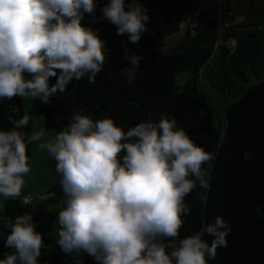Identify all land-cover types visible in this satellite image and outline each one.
Masks as SVG:
<instances>
[{
  "label": "clouds",
  "instance_id": "obj_1",
  "mask_svg": "<svg viewBox=\"0 0 264 264\" xmlns=\"http://www.w3.org/2000/svg\"><path fill=\"white\" fill-rule=\"evenodd\" d=\"M98 5L99 0H0V98H39L48 104L73 80L86 77L95 83L106 59L104 41L81 21ZM100 11L101 19L116 26L117 35L127 34L130 43L147 31L149 16L139 0L127 5L109 0ZM124 59L130 66L120 74L131 85L143 57L126 50ZM9 119L13 128L0 130V197L33 205L31 197L21 195L30 171L27 147L46 133H25L28 115ZM39 146L56 162L63 191L57 243L64 253L75 258L86 252L98 264H207L227 246L230 225L219 216L178 239L182 216L192 209L185 197L197 187L210 188L204 165L213 157L175 118L162 114L154 122L149 117L125 132L107 115L93 120L77 111L53 141ZM36 228L31 212L0 215V235L8 233L5 247L12 249L0 264H39L47 246ZM205 234L213 237L211 245Z\"/></svg>",
  "mask_w": 264,
  "mask_h": 264
},
{
  "label": "trees",
  "instance_id": "obj_2",
  "mask_svg": "<svg viewBox=\"0 0 264 264\" xmlns=\"http://www.w3.org/2000/svg\"><path fill=\"white\" fill-rule=\"evenodd\" d=\"M108 2L99 0L96 11L85 13L81 21L104 41L103 69L95 83L86 77L73 80L48 104L38 98L35 114L44 121L45 132L57 129L56 115L63 128L77 111L93 120L107 115L125 132L149 117L154 122L162 114L175 118L213 157L204 165L210 188L197 187L185 197L192 209L182 216L178 239L196 234L219 216L231 230L227 246L219 247L207 264H264V0H139L149 20L137 43H130L127 34L117 35L116 26L101 19L100 8ZM126 50L143 57L131 85L120 74L130 66ZM58 75L59 70L49 78L50 86ZM7 109L10 130L14 125L9 118L24 116L22 97L0 98V118ZM49 163L52 187L41 217L62 206L50 154ZM203 239L211 245L213 237L205 234ZM77 261L98 264L86 252L74 258L59 245L41 264Z\"/></svg>",
  "mask_w": 264,
  "mask_h": 264
},
{
  "label": "rangeland",
  "instance_id": "obj_3",
  "mask_svg": "<svg viewBox=\"0 0 264 264\" xmlns=\"http://www.w3.org/2000/svg\"><path fill=\"white\" fill-rule=\"evenodd\" d=\"M24 115L29 117V126L23 128L25 133L33 131L45 130L44 121L36 116V110L38 107V98L32 99L30 97L23 98ZM11 113V109H7L0 118V130H8L9 121L8 117ZM57 123V129L52 132H45L46 135L41 141H34L28 144L27 155L29 157L28 164L30 171L23 177L25 183L22 188L21 195H27L33 199L32 204L28 206H22L19 198L4 200L0 197V215H7L15 218L18 215H22L25 212H31L33 220L37 224L36 230L43 236V242L47 246L41 249V255L38 257V262L41 264L46 258L51 259L57 251L58 229L59 223L57 219L58 212L62 210V206H54L48 209L46 215L41 217L42 206L48 199L47 193L52 187V182L49 178L50 163L49 153L46 149H41L40 144L44 142L53 141L59 131L62 130V119L59 116H55ZM8 233L0 235V259H4V253L11 252L12 249L5 247V238Z\"/></svg>",
  "mask_w": 264,
  "mask_h": 264
},
{
  "label": "built area",
  "instance_id": "obj_4",
  "mask_svg": "<svg viewBox=\"0 0 264 264\" xmlns=\"http://www.w3.org/2000/svg\"><path fill=\"white\" fill-rule=\"evenodd\" d=\"M32 202H33V199L31 198Z\"/></svg>",
  "mask_w": 264,
  "mask_h": 264
}]
</instances>
